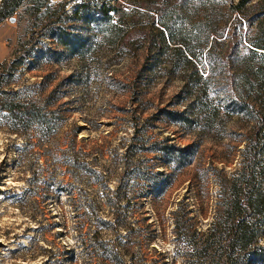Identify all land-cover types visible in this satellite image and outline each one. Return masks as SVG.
I'll use <instances>...</instances> for the list:
<instances>
[{
	"label": "rangeland",
	"instance_id": "374dc122",
	"mask_svg": "<svg viewBox=\"0 0 264 264\" xmlns=\"http://www.w3.org/2000/svg\"><path fill=\"white\" fill-rule=\"evenodd\" d=\"M86 1L102 0L0 22V100L39 116L0 109V264H224L235 188L259 213L258 243L233 257L264 264V0H110L125 12L72 17Z\"/></svg>",
	"mask_w": 264,
	"mask_h": 264
},
{
	"label": "trees",
	"instance_id": "16d2710c",
	"mask_svg": "<svg viewBox=\"0 0 264 264\" xmlns=\"http://www.w3.org/2000/svg\"><path fill=\"white\" fill-rule=\"evenodd\" d=\"M51 0H0V22L7 18L14 17V15L17 13V11L23 6L26 5L28 7L26 10L29 11L31 9V6L34 7V10L37 12H41L43 10H47L46 8L49 7V3ZM95 2V1H94ZM94 2H83L79 4L78 6H75V10L72 14V17H78L82 11L88 10L87 13L94 19L96 22H102L103 19L112 20L113 14L115 13H122L125 12L123 7L118 8L116 5H114L110 0H102L100 3H94ZM246 0L240 1L236 6H234L235 9L241 10L246 5ZM167 3H163L164 6ZM169 6V4H168ZM57 10L61 12V14L66 13V2L57 3ZM60 9V10H59ZM161 6L155 8V12L160 13ZM169 8H167L168 10ZM25 10V11H26ZM166 10V11H167ZM63 11V12H62ZM165 11V13H166ZM45 11H43L44 13ZM161 14V13H160ZM162 16L165 18L166 16ZM168 16V15H167ZM164 18L161 19L164 26H166L169 31L170 35L172 37V41L174 44V47L170 48L171 52L175 54H178L181 56L192 68L195 70L194 75H196V79L194 80L195 83L198 86V91L202 92L205 90L206 85V78L203 75L199 74L198 64L195 63V61L198 58L195 51L190 49L189 47H185L186 45H177V42L175 41V38L173 37V30L168 26V21ZM58 18L55 20V29L60 31V33H63V35H66L67 38H62L61 43L69 47L71 50L75 51V53L79 54L80 49L83 47L82 44H73L70 42V37L72 36L70 32L67 31L66 27L63 26L62 20ZM169 19V18H168ZM31 26L34 28V24H31ZM31 27V28H32ZM59 33V32H58ZM165 29L161 30V35L163 38H165ZM61 35V34H59ZM175 41V42H174ZM31 55V50H28L24 52L23 55H18L16 59L13 61L15 64H22L23 60ZM195 60V61H194ZM204 65V64H203ZM6 75H10L11 70H6ZM4 72L0 74V87L3 82H7L9 80H4L6 78ZM2 91V92H1ZM10 92V91H9ZM13 94H17L18 92L16 90L11 91ZM0 93H7V90H0ZM243 106L251 108L250 104L247 102H240ZM0 109L8 112L12 115V119H16L18 123H21L23 121V118L28 114L31 115L30 108H28L26 105H22L20 102H16L15 105H9L8 103H2L0 100ZM252 110L255 113V109L252 108ZM32 116V115H31ZM32 117H39L38 114L35 113ZM257 126H256V136H263L264 135V119L262 116H257ZM46 121V120H45ZM13 130L16 128H12ZM233 202L232 207H230L228 210H226L227 216H228V222L229 226L226 232H224L225 238L227 241H229V245L225 253L223 254V258L226 257L224 264H241L239 257H233L234 252H241L242 250H247V247L251 246L252 244H257L258 239L256 236V232L251 230V226L254 224V219L256 218V214L259 212H254L252 210V206L250 202L245 203L244 206H242L241 202V194L238 193V189L235 188L233 192ZM256 213V214H255ZM232 246V248L230 247ZM236 247V248H235ZM242 254V253H241ZM256 255V253H253ZM259 256L264 257V248L262 249V254H258ZM239 262H236V261Z\"/></svg>",
	"mask_w": 264,
	"mask_h": 264
},
{
	"label": "water",
	"instance_id": "95a60500",
	"mask_svg": "<svg viewBox=\"0 0 264 264\" xmlns=\"http://www.w3.org/2000/svg\"><path fill=\"white\" fill-rule=\"evenodd\" d=\"M10 20L14 22V21H16V18L15 17H11Z\"/></svg>",
	"mask_w": 264,
	"mask_h": 264
}]
</instances>
